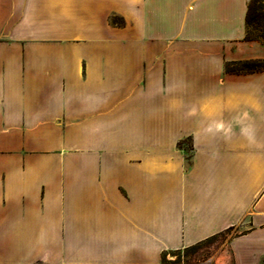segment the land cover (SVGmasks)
I'll list each match as a JSON object with an SVG mask.
<instances>
[{
	"label": "crops",
	"instance_id": "1",
	"mask_svg": "<svg viewBox=\"0 0 264 264\" xmlns=\"http://www.w3.org/2000/svg\"><path fill=\"white\" fill-rule=\"evenodd\" d=\"M248 2L0 0V264H264Z\"/></svg>",
	"mask_w": 264,
	"mask_h": 264
},
{
	"label": "trees",
	"instance_id": "2",
	"mask_svg": "<svg viewBox=\"0 0 264 264\" xmlns=\"http://www.w3.org/2000/svg\"><path fill=\"white\" fill-rule=\"evenodd\" d=\"M245 27H246V35H245L246 41H258L264 43V0H249L247 4V12L245 16ZM261 71H264L263 59L246 60L242 62L227 64L225 66V72L230 74H250ZM201 243H198L196 245H199ZM196 245L188 248H193ZM175 252H173V254ZM162 262L165 263L164 257L162 258ZM172 264H177V263L173 262Z\"/></svg>",
	"mask_w": 264,
	"mask_h": 264
},
{
	"label": "rangeland",
	"instance_id": "3",
	"mask_svg": "<svg viewBox=\"0 0 264 264\" xmlns=\"http://www.w3.org/2000/svg\"><path fill=\"white\" fill-rule=\"evenodd\" d=\"M234 235L233 231H226L193 248L183 249L167 255L164 257V261L165 263L176 262L177 264H214L215 259L223 255L227 258L226 264H232L227 242ZM223 263L224 261L219 262V264Z\"/></svg>",
	"mask_w": 264,
	"mask_h": 264
}]
</instances>
